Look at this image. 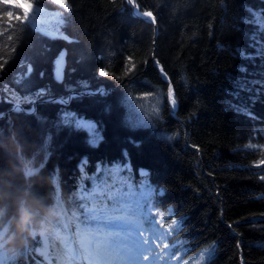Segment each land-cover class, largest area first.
<instances>
[{"label":"trees","instance_id":"1","mask_svg":"<svg viewBox=\"0 0 264 264\" xmlns=\"http://www.w3.org/2000/svg\"><path fill=\"white\" fill-rule=\"evenodd\" d=\"M139 3L156 13V26L123 0H72L70 12L41 0L42 15L34 12L19 26L10 50L8 38H0V59L7 57L0 66L5 264H44L39 233L70 232L63 207L77 236L105 221L103 203L90 208L80 195L99 182L117 189V203L126 200L145 214V253L155 264H264V245L257 246L264 198H255L264 193L257 178L264 169L251 167L264 155L245 147L264 144V0ZM106 66L116 78L99 75ZM164 76L175 85L176 112ZM146 92L160 114L136 125L127 98ZM12 97L23 101L22 110H13ZM79 120L96 125L98 134ZM126 164L131 170L122 169ZM236 221L242 223L234 230Z\"/></svg>","mask_w":264,"mask_h":264},{"label":"snow or ice","instance_id":"2","mask_svg":"<svg viewBox=\"0 0 264 264\" xmlns=\"http://www.w3.org/2000/svg\"><path fill=\"white\" fill-rule=\"evenodd\" d=\"M54 4L59 6L65 12H70L72 9V0H52ZM125 5H129L133 8V10L140 14L145 22L156 24L157 16L151 10H142L141 4L139 0H123ZM0 5H2L5 9L4 11H0V38L7 37V49L10 50L12 46V41L15 39L13 33L17 31L20 25L28 23L31 19L32 14L35 11V0H0ZM4 59H7L5 56ZM4 59H0V66H3ZM131 56L128 57V60L131 61ZM153 64L157 66L158 71L163 69L159 60L153 57ZM124 67V66H122ZM136 65H132L131 68H125V75L134 71ZM163 74V73H162ZM99 75L108 78H116L114 72L110 71L106 66L99 71ZM165 82L168 84L167 88V100L171 107L175 108L177 104V99L175 95V85L172 84L170 77L164 76ZM153 93L146 92L144 96L139 97V99H145L151 96ZM155 115L160 114V109L157 107L154 109ZM180 133H176L179 135ZM192 147H196L195 144ZM246 148H251L254 150L255 154L259 153L264 155V144H255L249 143L245 145ZM251 167L256 169H264V158H259L258 161L253 164ZM259 180L264 181V174H261L257 177ZM256 199L264 198V193H261L255 197ZM109 210L104 209L100 211L99 217L106 216ZM251 222H257L256 218L248 217L246 218ZM175 223V221L173 222ZM242 221H236L235 224H231V228L235 230ZM99 229V228H98ZM234 235L238 238L241 236L240 233L234 231ZM103 238L100 236L93 235L90 245H83L74 240H69L67 242V247L65 251L68 254V259L65 261H59L55 258L52 260L51 264H118L122 257L127 255L133 249L139 251L142 245L150 243V241H135L131 237L122 238L120 236L109 237L107 241L100 243ZM160 239V237H157ZM264 245V230H262L261 240L257 242V246ZM169 247V244H163L164 250ZM212 247H215V242H213ZM237 248H240V245L237 244ZM148 259V257H145ZM44 264H48V262H44ZM243 264V262H241Z\"/></svg>","mask_w":264,"mask_h":264},{"label":"rangeland","instance_id":"3","mask_svg":"<svg viewBox=\"0 0 264 264\" xmlns=\"http://www.w3.org/2000/svg\"><path fill=\"white\" fill-rule=\"evenodd\" d=\"M41 1V0H35V11L34 12H37L38 14L42 15V12L44 11V9L38 7L37 3ZM48 16H45L44 19H47L48 20ZM40 21V19H39ZM38 22V20H37ZM43 24L47 25V26H52L53 23H49L48 22H42ZM32 24L33 26L35 27L37 25L36 21L33 20L32 21ZM52 28H44L43 30V33L49 35V36H52V37H58V34L52 30H50ZM62 76V74H61ZM141 97V96H140ZM13 98V101L14 103L17 105V107L19 105L22 106L23 104V101L16 98V97H12ZM34 99H27L25 102H33ZM127 102L130 106V109H131V112H132V116H131V119L133 120V123L136 124V125H140V124H149L150 123V120H151V114L154 112V109H155V106H156V102L154 100V98L152 97H147L145 99H139V97L137 98H134V97H131L129 96L127 98ZM77 124L83 128H85L86 130L89 131L90 134H92L93 136H96L98 134V129L96 127V125L90 123V122H87V121H83V120H79L77 121ZM7 156H10L8 152H6ZM17 165H19V167L25 169L26 172H28L27 174H32V170H31V166L27 165V164H24L23 162L19 161L17 163ZM82 167H84V163L81 164ZM80 166V167H81ZM126 167V166H125ZM128 168V167H126ZM83 168H81L82 170ZM123 169V168H122ZM117 191H113V190H110L109 188L107 189L106 187L102 186L101 184H98L94 187V189L92 190V192L90 193H82L81 197L83 198V200L88 199V198H91L93 195H97L98 196V201L99 200H104V198H107V199H110L111 202H115L116 200L114 199L115 198V195H116ZM93 199V198H91ZM94 201H96V199H94ZM121 202L123 204H125L124 206L126 207H130L131 205L129 204L128 201L126 200H121ZM137 215V214H136ZM142 217V216H141ZM143 218V217H142ZM136 224V223H135ZM121 226H123V224H120ZM119 225V226H120ZM136 228L139 227L138 224H136L135 226ZM49 227H47L46 229L42 230L39 235L43 241V244H44V249L41 250L39 253L43 256V259L50 263L51 264V260H50V257L48 256L49 254V248L51 247V250L52 252L54 253V257L56 260H59V261H65V256H67V254H64L63 251L61 250V247H62V244H63V241H64V237L62 234L59 233V231H56L53 232L55 229L52 230V234L50 235L49 233H47V229ZM143 230L141 231V238L143 237ZM2 237H3V233H0V264H2V260L5 259V252L2 250V244H3V241H2ZM150 244H145V250H147V248L149 247ZM159 246V245H158ZM157 246V247H158ZM151 255V254H149ZM147 257V256H146ZM4 262V261H3ZM153 262V259L152 258H149L148 259H145V258H142L141 260V263L142 264H152Z\"/></svg>","mask_w":264,"mask_h":264},{"label":"water","instance_id":"4","mask_svg":"<svg viewBox=\"0 0 264 264\" xmlns=\"http://www.w3.org/2000/svg\"><path fill=\"white\" fill-rule=\"evenodd\" d=\"M135 14H136V16L144 19L143 17L140 16L139 13L135 12ZM145 20H146V18H145ZM154 25L156 26V24H154ZM64 57H65V52L62 53V56H61L59 62L57 63V67H56V71H55V76H56V79L58 81H61L62 80L61 74L63 73V69H64V66H65V59H64ZM160 72H161V74L163 73L162 69L160 70ZM163 75H164V73H163ZM61 102L65 103L63 100H61ZM175 107L177 109V104H176ZM33 112H34V110L32 112H30V113H33Z\"/></svg>","mask_w":264,"mask_h":264},{"label":"bare ground","instance_id":"5","mask_svg":"<svg viewBox=\"0 0 264 264\" xmlns=\"http://www.w3.org/2000/svg\"><path fill=\"white\" fill-rule=\"evenodd\" d=\"M163 75V74H162ZM173 108V107H172ZM177 108H178V105H177ZM23 109V107L21 106V105H19L18 107H17V105L14 103V111H17V110H22ZM173 111L174 112H176L177 111V109H176V107L175 108H173Z\"/></svg>","mask_w":264,"mask_h":264}]
</instances>
